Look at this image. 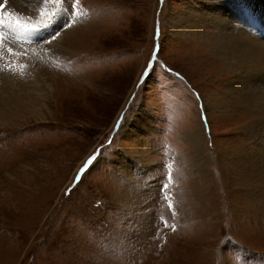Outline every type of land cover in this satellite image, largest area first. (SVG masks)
Instances as JSON below:
<instances>
[{
    "label": "rangeland",
    "instance_id": "obj_1",
    "mask_svg": "<svg viewBox=\"0 0 264 264\" xmlns=\"http://www.w3.org/2000/svg\"><path fill=\"white\" fill-rule=\"evenodd\" d=\"M18 1L33 28L12 44L0 28L1 41L50 95L38 118L0 126V264H264V210L227 167L261 131L243 109L206 110L238 76L220 63L213 25L207 36L171 27L231 0Z\"/></svg>",
    "mask_w": 264,
    "mask_h": 264
},
{
    "label": "bare ground",
    "instance_id": "obj_2",
    "mask_svg": "<svg viewBox=\"0 0 264 264\" xmlns=\"http://www.w3.org/2000/svg\"><path fill=\"white\" fill-rule=\"evenodd\" d=\"M41 1L33 0V8L36 9ZM0 5H2L0 11L3 12L0 13L2 16L0 19L6 24L7 29L5 30V25L2 23L0 28L4 33L5 41L8 40V43L12 44L15 36H10V33L15 32L16 35L17 32L21 36L29 30L27 28L33 27L26 25L23 19L25 10L18 0H0ZM209 7L203 3L200 9L195 11L196 14L173 19L171 27L184 36L208 34V30L202 28L203 26L213 25L215 28L209 40L215 45L214 50L221 59L220 63L225 68V72H234L238 76L232 82H228L231 88L226 94L229 97L216 102L210 99L207 101L206 110L210 115H218L229 110L231 106L243 109L251 118L250 131H261L260 137H256L255 141L250 140L245 149L240 148L234 153L232 162H228L227 167L232 179L240 181L241 189L249 193L247 194L249 205L264 210V0L259 2L231 0L229 8L224 12ZM14 10H17L21 16ZM41 14L42 11L36 19H39ZM250 17L252 20L247 21ZM9 24L11 27H8ZM31 29L30 33H35ZM25 35H28V32ZM8 43L4 40L0 42V126L2 127L23 125L22 117L38 118L41 114V103L45 101L43 99L50 95L47 78H43L37 71L34 74L29 73L25 53L21 49L11 48ZM48 46L54 47L53 44ZM208 57L213 59L214 55L208 53ZM215 61L216 63L209 67L217 66L218 60ZM253 88H257L258 92L254 94ZM131 125L133 127L129 129L130 132L140 130H135L138 127L135 121ZM199 136L200 134L197 137ZM201 163L206 170L209 162ZM201 163L197 164L196 171H204Z\"/></svg>",
    "mask_w": 264,
    "mask_h": 264
},
{
    "label": "snow or ice",
    "instance_id": "obj_3",
    "mask_svg": "<svg viewBox=\"0 0 264 264\" xmlns=\"http://www.w3.org/2000/svg\"><path fill=\"white\" fill-rule=\"evenodd\" d=\"M3 21H0V23H2ZM8 27H11V25L9 24L8 25ZM53 39L55 38V37H52ZM9 52H11V49H9ZM89 163H91V161H89Z\"/></svg>",
    "mask_w": 264,
    "mask_h": 264
}]
</instances>
